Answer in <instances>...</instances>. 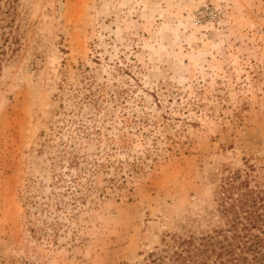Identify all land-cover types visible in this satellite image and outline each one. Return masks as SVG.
I'll list each match as a JSON object with an SVG mask.
<instances>
[{"label":"rangeland","instance_id":"374dc122","mask_svg":"<svg viewBox=\"0 0 264 264\" xmlns=\"http://www.w3.org/2000/svg\"><path fill=\"white\" fill-rule=\"evenodd\" d=\"M0 47V264L228 258L200 251L235 175L264 188V0H0Z\"/></svg>","mask_w":264,"mask_h":264},{"label":"trees","instance_id":"16d2710c","mask_svg":"<svg viewBox=\"0 0 264 264\" xmlns=\"http://www.w3.org/2000/svg\"><path fill=\"white\" fill-rule=\"evenodd\" d=\"M4 51L1 49L0 55H4ZM239 177L235 175L224 188L228 194L222 202L225 214L231 217L229 228L218 231L206 244H201L204 249L200 252L207 251L208 245H214L211 240L216 238L215 244L220 245L221 250L218 257H228L217 264H264V188H249L248 179L236 186L234 181ZM241 189L245 190L239 192Z\"/></svg>","mask_w":264,"mask_h":264}]
</instances>
